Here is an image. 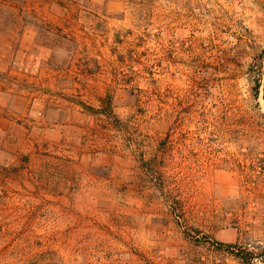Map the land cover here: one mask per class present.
<instances>
[{
  "label": "rangeland",
  "instance_id": "374dc122",
  "mask_svg": "<svg viewBox=\"0 0 264 264\" xmlns=\"http://www.w3.org/2000/svg\"><path fill=\"white\" fill-rule=\"evenodd\" d=\"M245 232L264 0H0V264H237Z\"/></svg>",
  "mask_w": 264,
  "mask_h": 264
},
{
  "label": "trees",
  "instance_id": "16d2710c",
  "mask_svg": "<svg viewBox=\"0 0 264 264\" xmlns=\"http://www.w3.org/2000/svg\"><path fill=\"white\" fill-rule=\"evenodd\" d=\"M244 236L249 242H216L219 245L217 249L233 257L237 264H264V236L261 239H257L250 236L247 232H245ZM212 264L222 263L213 260Z\"/></svg>",
  "mask_w": 264,
  "mask_h": 264
}]
</instances>
